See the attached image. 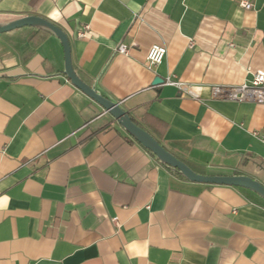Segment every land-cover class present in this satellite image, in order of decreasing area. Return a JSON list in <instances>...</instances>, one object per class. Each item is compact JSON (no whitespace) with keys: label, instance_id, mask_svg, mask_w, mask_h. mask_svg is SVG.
<instances>
[{"label":"crops","instance_id":"obj_1","mask_svg":"<svg viewBox=\"0 0 264 264\" xmlns=\"http://www.w3.org/2000/svg\"><path fill=\"white\" fill-rule=\"evenodd\" d=\"M247 1L0 0V24L52 22L79 77L166 150L264 186V105L211 93L264 71V0ZM22 44L0 36V264H264L258 194L182 177L71 83L57 37L26 62Z\"/></svg>","mask_w":264,"mask_h":264},{"label":"water","instance_id":"obj_2","mask_svg":"<svg viewBox=\"0 0 264 264\" xmlns=\"http://www.w3.org/2000/svg\"><path fill=\"white\" fill-rule=\"evenodd\" d=\"M23 27H33L41 29L60 40V43L64 50L65 69L64 74L68 77L71 83L91 98L94 102L100 105L107 113H109L116 122H118L126 132L134 138L145 149L149 150L154 156H156L165 166L171 168L182 177L189 181L213 184V185H225L232 187H239L249 189L261 198L264 199V186L258 181L241 175L232 176H212L196 173L190 166L178 159L171 152L166 150L158 140H156L149 132L137 125L130 114L125 111L120 104L115 103L103 95L99 94L95 88L83 81L77 74L73 61H72V49L71 42L67 34L52 22L38 16H26L18 20L0 24V34L14 31ZM162 78H156L154 84L163 83Z\"/></svg>","mask_w":264,"mask_h":264},{"label":"built area","instance_id":"obj_3","mask_svg":"<svg viewBox=\"0 0 264 264\" xmlns=\"http://www.w3.org/2000/svg\"><path fill=\"white\" fill-rule=\"evenodd\" d=\"M240 5L246 10H252L253 5L247 0H241ZM89 30V26H85L79 31L78 36L84 38ZM121 44L117 48L120 54L128 55L130 48L134 47ZM167 55V48L161 45H153L148 53L146 66L148 69L153 70L163 63ZM167 83L176 86L179 89H184L185 86L179 80L168 78ZM213 98L230 100L235 102H252L259 105H264V71L258 70L253 74L252 79L241 86H213L211 87ZM259 136L258 133H254ZM264 141V136H261Z\"/></svg>","mask_w":264,"mask_h":264},{"label":"trees","instance_id":"obj_4","mask_svg":"<svg viewBox=\"0 0 264 264\" xmlns=\"http://www.w3.org/2000/svg\"><path fill=\"white\" fill-rule=\"evenodd\" d=\"M0 36L11 44L15 43L16 38H21L23 40V44L18 47V51H19V54L22 58V61L26 62L27 60H29L31 57H33L36 54L37 49L40 47V45H42V43H44L46 41V39L49 36H51V34L45 32L41 29H37V28L23 27V28H19V29H16L14 31H11V32L2 33V34H0ZM75 70H76V68H75ZM133 121L137 125L140 126V123L138 121H136L135 119H133ZM239 189L246 191L245 188H239ZM257 199L262 204H264L263 198L257 197Z\"/></svg>","mask_w":264,"mask_h":264}]
</instances>
